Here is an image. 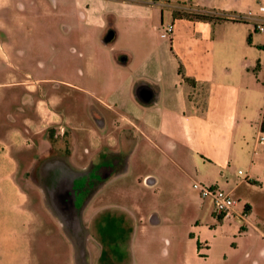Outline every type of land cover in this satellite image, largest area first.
Here are the masks:
<instances>
[{
  "label": "crops",
  "instance_id": "obj_1",
  "mask_svg": "<svg viewBox=\"0 0 264 264\" xmlns=\"http://www.w3.org/2000/svg\"><path fill=\"white\" fill-rule=\"evenodd\" d=\"M87 6L86 24L101 31L102 49L77 54L72 48L60 63L53 48L51 61H37L36 75L24 69L17 57L24 53L14 51L0 18V264H92L82 236L107 241L104 225L81 220L78 212L88 200L77 215L70 213L74 193H85L89 184L86 158L108 160L128 144L129 156L153 145L181 169L191 166L198 183L217 186L236 201L228 217L215 219L207 199L192 241L205 244L208 253L232 240L246 257L264 258V143H257L264 118V32L255 30L264 24V0H135V14L125 17L135 23L126 32L133 52L117 46L114 15ZM214 11L229 17H190ZM247 11L255 16L244 18ZM169 25L171 38L164 31ZM81 42L86 45V38ZM45 68L61 76L46 77L40 72ZM130 126L135 143L123 137ZM65 134L67 156L57 139ZM30 185L51 197L38 201ZM42 214L51 216V229ZM145 231L140 223L139 233ZM59 235L68 245L64 252L57 249ZM107 251L99 254L101 263L123 259ZM176 252L178 264H191ZM136 257L135 264H147ZM165 258L164 264L173 263L170 253ZM125 261L131 263V255Z\"/></svg>",
  "mask_w": 264,
  "mask_h": 264
},
{
  "label": "rangeland",
  "instance_id": "obj_2",
  "mask_svg": "<svg viewBox=\"0 0 264 264\" xmlns=\"http://www.w3.org/2000/svg\"><path fill=\"white\" fill-rule=\"evenodd\" d=\"M86 5L89 10H102L114 15L112 27L120 33L117 46L134 51L132 40L130 37L128 39L126 32L135 23L125 17L135 14V0H0V18L6 22L14 51L24 53L17 57L23 59L25 70L33 74L37 61L48 63L54 49L58 50L56 52L60 63L67 61L72 48L77 54L89 48L96 53L102 49L99 41L101 31L93 24H86L90 22ZM0 38L3 39V34H0ZM84 38L87 46L85 42H81ZM25 59H28L27 63ZM40 72L46 77L61 76L51 68ZM58 137L61 150L65 151L67 134ZM123 137L128 143H135V127H125ZM131 146H124L116 156L109 153L108 160L91 161L86 158L87 163L84 164L91 173L86 178L89 184L86 185L85 193L80 190H75L74 193L76 200L69 210L70 213L77 215L81 204L85 202L83 200H88V208L78 212L81 220L92 217L93 223L97 221L104 225L102 235L107 241L97 239L94 233H91L90 238L82 236V248L92 253V264H103L99 261L103 248L107 252L123 256L118 264H135V252L136 260L140 263L164 264L168 252L173 260L172 264H178V250L191 264H264V258L259 255L251 254L246 257L244 249H235V242L232 240L225 241L222 247H214L208 253L205 244L199 245V256L203 254L206 258L196 256L197 242L191 240V234H197V230L192 227L197 226L198 219L206 212L209 201L192 186L193 183H198L195 170L191 166L188 171L181 169L151 144H143L136 153L134 151L129 156ZM64 155H69V152L65 151ZM67 163L70 165V162ZM27 177L30 178V172ZM30 186L32 196H37L38 201L42 198L47 201L51 197L41 195ZM42 216L51 229V216ZM99 219L103 220L100 222ZM140 223L145 224L146 231L142 235L139 233ZM57 241L58 251L68 250L67 243L60 235ZM143 254H147L149 259L141 258ZM130 255L132 261L126 263L125 257Z\"/></svg>",
  "mask_w": 264,
  "mask_h": 264
},
{
  "label": "built area",
  "instance_id": "obj_3",
  "mask_svg": "<svg viewBox=\"0 0 264 264\" xmlns=\"http://www.w3.org/2000/svg\"><path fill=\"white\" fill-rule=\"evenodd\" d=\"M259 12L264 13V6L259 8ZM254 13L252 11H247L244 18L254 17ZM260 21V20H259ZM255 30L259 32H264V24L258 23L255 26ZM165 35L167 38H171L173 33L172 26L169 25L165 28ZM262 115L264 117V107L262 111ZM257 143H264V134L260 133L257 138ZM238 174H241V171H238ZM193 188L197 189L200 195L205 198L211 200L213 204V216L215 219L226 218L228 217L233 209L236 206V201L233 199L229 192H225L219 189L217 186H204L199 183H193ZM240 217L243 219L245 217V213L242 212Z\"/></svg>",
  "mask_w": 264,
  "mask_h": 264
},
{
  "label": "trees",
  "instance_id": "obj_4",
  "mask_svg": "<svg viewBox=\"0 0 264 264\" xmlns=\"http://www.w3.org/2000/svg\"><path fill=\"white\" fill-rule=\"evenodd\" d=\"M190 17H193V18H196V19H199V20L221 21V20H226L229 16H227L225 13H216V11H214V12H211V13L210 12L198 13V14L192 15ZM260 129L264 133V118L262 120ZM197 248H199V243L198 242H197Z\"/></svg>",
  "mask_w": 264,
  "mask_h": 264
},
{
  "label": "water",
  "instance_id": "obj_5",
  "mask_svg": "<svg viewBox=\"0 0 264 264\" xmlns=\"http://www.w3.org/2000/svg\"><path fill=\"white\" fill-rule=\"evenodd\" d=\"M112 37H113V33L110 31V32L107 34V36L105 37V40H106V41H109V40L112 39Z\"/></svg>",
  "mask_w": 264,
  "mask_h": 264
}]
</instances>
